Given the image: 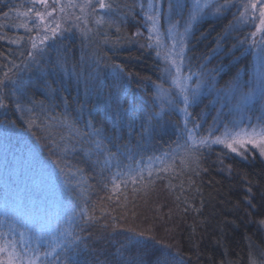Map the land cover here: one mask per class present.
Here are the masks:
<instances>
[{
  "label": "trees",
  "instance_id": "obj_1",
  "mask_svg": "<svg viewBox=\"0 0 264 264\" xmlns=\"http://www.w3.org/2000/svg\"><path fill=\"white\" fill-rule=\"evenodd\" d=\"M137 1L139 0H105V3L111 5L108 9H100L95 2L83 12L78 8H71L69 17L61 27L64 30L63 37L57 36L50 40L51 48L42 58L40 69L44 70L43 75L51 82L52 87L57 89L56 98L52 103L58 106L55 111L49 109V112L59 116L67 108L72 116H75L80 111L79 105L83 103V114L79 121L81 130L91 114L95 127L100 128L101 133L108 135L109 139L113 128L118 130L116 143L122 146L118 150L115 146L107 145L106 141L103 142L108 151L116 153L115 156H109L103 147L97 151L93 143L85 142L78 145L79 150L75 156L69 157L74 169L80 170L76 174V181L80 184L78 190L83 193L81 202L87 201V212L95 219L84 226L77 214L72 221V227L80 225L76 234L85 238L83 243L71 252L60 249L54 257L61 258L64 264H70L67 259L69 256L71 261H79V264H105L113 259L116 249L126 244L129 229H135L137 232H146L165 245H170L172 252L177 254L176 260L183 259L184 264H251L250 253L257 262L264 260V256L260 255L264 252V229L248 223L250 217L244 214L246 205L241 201L243 193L240 191L246 186L241 183L245 177L252 184L264 187V158L254 152L255 159L249 158L247 162L228 157L223 158L221 164L222 150L212 148L203 151L198 169L191 165L199 172V175H195L187 165L180 163L175 154L176 145L184 142L185 124L179 115L165 112L159 117H154L147 123L158 122L155 131L151 135L147 132L143 137L140 135L141 124L146 115L155 113L153 82L158 83L161 80L162 65L154 47H141L148 43V35L144 31L145 16ZM220 1L221 4L225 3V0ZM169 2L175 3L176 0H163V15L169 9ZM179 2L188 5L184 8L186 14L191 7L190 0ZM241 3L242 0H232V6L225 9L222 15L207 17L197 25L189 47V55L193 57L192 69L201 70V62L196 55L207 56L213 52L224 27L230 21L237 31L223 42L225 51L236 43L233 36L238 35L243 39L255 30L254 27L237 24L233 20L234 16H239L240 11H243L236 6ZM10 9L12 11L9 16L4 17L3 12H9ZM17 10L21 13L27 11L23 0H0V36L5 37L0 39V65L7 64L5 57L17 64L28 61L27 51L30 50V44L27 40L35 31L27 33L24 28L19 27L26 18L17 16ZM101 18L104 23H98ZM34 20L35 17L30 16L29 27ZM136 32L141 35L134 36ZM21 36L25 39L19 44L11 43L13 40H19ZM117 39L121 41L120 44L115 43ZM22 52L23 56L20 55ZM212 54L210 63L215 65V68L223 69L219 75L220 83L231 80L239 71L240 78L248 81L251 78L249 84L252 85L255 73L251 69L254 58H257L254 48L240 57L238 63H232V57H225L223 51ZM235 55L240 56V52L237 51ZM57 58L60 60L61 70H51L49 61ZM97 64L102 70L99 82L101 90L97 95L95 86L90 84L91 93L86 95L84 80L89 73L96 70ZM112 64H122L129 71L138 74L125 85L126 92L121 97L124 102L119 119H114L116 113L113 111H108L105 115V105L108 101L105 76L107 75L110 82ZM6 70V67H0V76ZM39 74L36 64H32L31 72L23 73L26 81L29 75L35 80ZM29 95L36 101H45L46 105L49 103L40 88L32 89ZM5 102L10 105L12 103L8 100ZM206 105L199 103L193 106V119L189 122L191 127H194V120L199 121L198 108L204 112ZM29 118L28 114L21 115L11 106L0 109V130L10 126L16 129L17 136L20 134L25 138L28 134L42 152L43 159L39 158L41 162L49 165L56 159L50 152L49 145L52 139L59 143V135L49 138V133H55L57 130L47 127L44 117L39 116L32 117L35 119V126L30 132L24 133L22 129L27 127L25 121ZM9 121L14 124L8 125ZM129 125L133 127L132 132L128 131ZM64 131L59 130L60 134ZM0 140H5L2 131ZM10 140L17 145L16 136L10 137ZM28 147L31 148L29 144ZM169 149L173 151L170 152ZM156 160L161 164L155 163ZM149 163L160 168L155 169L151 177L145 168ZM229 165L232 167L231 173L227 171ZM114 177H117L115 182ZM55 185L61 197V204L73 212L74 207L63 179ZM196 189H200L202 194H197ZM253 191L255 192L256 188H253ZM185 198L190 206L197 209L201 208L203 200L201 213L190 210L184 214L182 209L185 206ZM229 200L232 203H228ZM29 201L23 198L25 204ZM237 202H240V211H229ZM4 207L0 197V209L4 210ZM75 211L78 213L79 209ZM225 219L234 223L222 224ZM251 219L258 220L259 216H253ZM62 221V228L69 227L68 218ZM221 227L224 229L223 235L219 230ZM2 229L4 232L8 230L0 227V231ZM10 235L12 239L16 236ZM48 248L49 246L46 250ZM123 251L124 255L128 256L135 253L136 249L129 251L125 248ZM2 257L0 255V258Z\"/></svg>",
  "mask_w": 264,
  "mask_h": 264
},
{
  "label": "snow or ice",
  "instance_id": "obj_2",
  "mask_svg": "<svg viewBox=\"0 0 264 264\" xmlns=\"http://www.w3.org/2000/svg\"><path fill=\"white\" fill-rule=\"evenodd\" d=\"M32 6L27 8V11L21 13L17 10V16H22L25 22L19 27L24 28L27 33L35 31V35L28 37L27 42L30 44V50L27 51V62L17 64L11 60L7 61L6 65H0V67H6V71L0 76V109H7L9 106L19 111L21 115L28 114L30 117L25 121L27 127L22 129V132H30L35 126V118L39 116L44 117V121L47 127L57 130L55 133L50 132L49 138L54 135H59V143L55 139H52V143L49 145V150L52 152L56 159L49 165H45L41 162L36 152L24 144L22 149L21 166H25L27 170L39 177L40 183L51 194V203L45 200V203L40 207H36L34 204H25L18 198L9 202L5 201V207L3 216L0 217V224L7 226V231H0V240L3 243L0 244V255L4 258H0V264H37V260H40L39 246L40 242L44 240L45 236L49 233H54L50 237V244L54 245L53 252L57 248L64 250L65 252H71L73 249H78L83 243L84 237L76 234V230L80 225L72 227L73 219L79 215L84 226L89 225L94 221V217L90 216L87 212V201L83 200V193L79 191V181H76V174L79 173V169H74L70 156H75L79 150L78 145L85 142L93 143L100 151L103 147L108 151L107 146L103 142H107V145H112L118 148L122 147L116 143L117 129L114 127L111 134V139L106 134L101 133V129L95 127L94 118L89 115V118L84 122V128L81 130L79 127V121L82 118L84 104L79 105L80 111L75 115L68 111L67 108L64 112L55 116L49 112V109L55 111L58 105L52 103L56 98L57 89L52 87L51 82L47 80V77L43 75L40 65L43 63V56L47 53L51 45L50 40H53L57 36L63 37L64 30L61 28V24L55 20L53 14L59 11L61 14L65 12L67 8H79L81 12L85 8H91L93 6V0H86L84 4L73 3L69 0L67 5L61 4L60 0H52L49 4V0H30ZM96 4L100 9L111 8L110 4L105 3V0H96ZM39 6H43L44 11L35 10ZM140 8L144 12L145 19L151 24L148 28L149 36L146 38L148 43L141 47L147 48H160V32L157 28V24L162 15V0H148L147 10L143 0H140ZM232 6V0H225L224 4L216 5L213 15L219 16L223 14L225 9ZM238 8H242L239 16H234L233 20L237 24H244L248 27H254L255 30L249 32L243 39L238 35L232 38L236 40V43L225 51L223 42L228 40L232 36L233 32L237 29L233 22L230 21L228 25L224 27L223 34L218 38L216 48L213 50L214 54L224 52L225 57H232V63H238L240 57H242L251 48L257 49V68L256 76L252 86L248 88V91H243V88L247 86L250 81H242L239 71L236 76L233 77L222 88H215V84L218 82L217 77L221 75L223 69L215 68L211 70H205L203 66L201 70L196 73L189 72L188 75L183 74V68L186 60V48L188 43V37L194 23H198L203 19L205 9L212 7V0H207L206 3H201V0H193L191 7L189 8L187 19L184 21L183 32L178 30L180 21L172 22L171 16H169V26L165 31V36L170 40V44L166 46L164 51V68L162 69V76L159 83L153 82L155 88L154 101L159 102L160 112L149 113L144 118L141 124V133L143 137L147 132L151 135L157 124H148L154 119L159 117L164 112L165 108L169 112H182L188 119H193L191 113L188 111L190 107L197 105L200 102L202 95V88H208L209 93L214 90L215 96L210 103L215 106L219 104L217 109V115L213 118L212 125L207 129V134L203 136L194 137V132L198 130L202 125L198 121L194 122L193 129L187 128L188 119L184 124V142L183 144H177L175 148V154L180 159L181 164H185L189 167L190 171H194L195 175H199L198 171H195L191 165H195V168H199L200 157L203 151L213 146H222V158L220 163L223 164V158H239L242 162H247L249 158L255 159L254 152H258L261 158H264V0H246V2L236 5ZM187 4H182L179 0L175 3H168V8L174 15H181L180 11ZM49 8L51 10H49ZM3 12L4 17H8L10 12ZM30 16H34L35 20L32 21V26L29 27ZM258 21V23H257ZM98 23H104V20L98 21ZM118 31V29H117ZM134 36H140V32L133 34ZM0 39L5 37L0 36ZM25 38L21 36L19 40H13L11 43L19 44ZM116 44H120L121 41L117 39ZM239 51L240 56H236L235 53ZM21 56L24 55L22 52ZM157 56H160L159 51L156 52ZM40 59H37V58ZM207 59H210L208 57ZM32 64L37 65V70L40 72L33 80L29 75L27 81L24 79L23 73L31 72ZM51 70H61L59 58L50 60ZM10 65V67H8ZM111 80L108 81L107 75L105 76V83L108 88V101L105 105V115L108 111L116 113L114 119H119L121 113V105L124 102L121 97L126 92V83L135 79L138 74L129 71L122 64L110 65ZM100 66L97 64L96 70L88 74L85 78V93L90 95L91 88L89 85L95 86V91L99 95L100 87ZM51 74V71H49ZM196 78L194 86H190L188 81ZM165 83L169 84V87H165ZM34 88H40L45 99L49 102L47 105L45 101H36L29 93ZM176 90V94L173 95L172 89ZM126 99V98H125ZM11 101V105L5 101ZM233 101H235L233 103ZM66 103V98L64 99ZM259 103L260 107L257 108L256 104ZM30 105V106H26ZM182 105V107H181ZM227 109V112H225ZM126 111V110H125ZM249 112H255L256 115H247ZM225 116H231L232 119L225 123ZM255 119V123L253 120ZM14 124L13 121H9L8 125ZM221 125L223 130L221 131ZM64 129L63 134H60L59 130ZM5 134V139L10 140V137H17V144L21 143L24 139L23 135L17 136L15 128L5 126L2 130ZM129 132L133 131L132 125H129ZM216 132H220L216 135ZM97 139H93V138ZM122 138V137H121ZM63 145V147H61ZM251 146V147H250ZM24 150L27 151V160L23 159ZM172 152V149H169ZM234 154V156H233ZM109 156H115L116 153L108 151ZM167 171V169H164ZM207 171V169H203ZM227 171L231 173V165L227 166ZM151 177V173H149ZM63 179L64 185L68 189V197L72 201L74 211L68 216L69 227L62 228V216L61 209L63 205L59 203V199L55 196V184L60 179ZM117 177H114V182ZM74 181H76L74 183ZM194 183V182H191ZM241 183L246 185L240 191L243 193L241 201L246 205L243 209L244 214L249 216V224H255L258 228L264 229V187L259 184H252L246 177L241 180ZM118 187V185H117ZM256 188V191H253ZM184 188L181 185V191ZM197 194H202L200 189H196ZM180 197H177V201ZM185 206L182 209L184 214H187L190 210L196 213H201L203 208V200H201V208L197 209L190 206L187 203V198L183 201ZM228 203H232L231 200ZM75 209H79L77 213ZM231 212L240 211V202H237ZM253 216H259V219H251ZM55 222V227L53 223ZM222 224L234 223V221L223 220ZM221 234L223 235L224 229L221 227ZM19 234L20 241H24L26 238L34 239L36 246L33 249L27 247L18 250V241L15 239L9 240L7 237L10 234ZM127 235V242L121 248H118L113 253V259L106 261L105 264H184L183 259L176 260L175 253L172 252L170 245H165L162 241H157L153 236L148 235L144 231L137 232L135 229H129ZM131 251L135 248V253L125 256L123 249ZM11 249V251H9ZM45 257L51 255V253H45ZM264 256V252L260 253ZM70 264H79V261H71V257H67ZM251 264H264V260L257 262V260L251 257ZM42 264V261H41ZM57 264H59V257H57Z\"/></svg>",
  "mask_w": 264,
  "mask_h": 264
},
{
  "label": "rangeland",
  "instance_id": "obj_3",
  "mask_svg": "<svg viewBox=\"0 0 264 264\" xmlns=\"http://www.w3.org/2000/svg\"><path fill=\"white\" fill-rule=\"evenodd\" d=\"M25 3V6L28 8L31 5L30 0H23ZM144 2V6H145V11L147 10V2L148 0H143ZM184 1V0H183ZM61 4L63 5H67L69 3V0H60ZM73 3L76 4H84L86 2V0H72ZM96 2V0H93V4ZM207 0H201V3H206ZM245 0H242V3H244ZM52 3V0H49V4ZM163 3V0H162ZM193 3V0H190V5ZM138 6L140 5V0L137 1ZM221 1L220 0H212V7H207L205 9V15L203 17V19L207 18V17H214L216 15H213L212 13H214L215 10V6L216 5H220ZM140 8V6H139ZM71 8H67L65 9V12L63 14L60 13L59 11V7L57 8V11L53 14L54 18L56 21H58L61 24V27H63V23L66 21V19L69 17V11ZM79 9V8H78ZM35 10H39V11H44L43 6H39L38 8H36ZM49 10H51L49 8ZM181 12V15L177 16L174 15L171 10H167V12L163 15V10L161 8V12L162 15L159 19V22L157 24V28L159 29L160 32V40H161V47L160 48H155L156 52L159 51L161 53L160 56H158L159 60L161 61V65H162V69L164 68V51L166 50V46L168 44H170V40L166 38L165 36V31L169 26V16H171L172 22H176V21H180L179 25H178V30L180 32H183L184 29V21L187 19L188 16V11H186L187 13L184 14V9L183 10H177ZM144 15V12H143ZM145 18V17H144ZM201 19L198 23H194L192 25V29L190 31V35L188 37V43H187V48H186V60H185V66L183 68V74L184 75H188L189 72L192 73H196L199 72L198 69H192L191 68V61L193 59V57L191 55H189V47H190V42L192 39V36L197 28V25L203 20ZM146 21V25L144 28V31L146 32V35L149 36V32H148V28L151 27V24L145 19ZM258 23V21H257ZM35 35V34H34ZM255 52H257V49H255ZM213 52H210L207 56L206 54H197L196 57L199 58L200 62H201V67L203 66V68L205 70H211V69H215V65H212L210 63V60L213 57ZM208 57H210V59H207ZM256 68H257V58H254L253 60V64H252V72L255 73L254 75V80H255V76H256ZM242 81H248V79H243L241 78ZM217 83L215 84V88H222L226 85V82L224 83H220V76L217 77ZM230 81V80H229ZM160 82V81H159ZM158 82V83H159ZM190 86H194L196 83V78L193 77L192 80L188 81ZM251 84H248L247 86H245L243 88V91H248V88L251 87ZM165 87H169L168 83H165ZM153 93V96L155 94ZM173 95L176 94V90L173 88L172 89ZM215 96V91L212 90L209 93V89L208 88H202V95L200 97V102L199 103H203L204 105L207 104L206 106V111H202L201 109H199V113L197 114V119H199V123L202 125V127H200L198 130H196L194 132V137H198V136H203L207 134V129L209 128L210 125H212L213 123V118L216 117L217 115V109H219L220 105L216 104L215 106H213L210 102L213 101ZM153 102L155 105V113L156 112H160V107H159V102L158 101H154V97H153ZM235 101H233L234 103ZM198 103V104H199ZM182 107V105H181ZM200 107V106H199ZM203 107V106H202ZM201 107V108H202ZM203 107V110H204ZM256 107L259 108L260 105L257 102ZM193 107H190L188 109V111L191 113V117H193ZM175 113L177 115H179V117L181 118L182 122L184 123L186 119L184 114L182 112H169L167 110V108H165L163 113ZM225 112H227V109H225ZM161 113V115L163 114ZM247 115H252L253 117H255L256 113L255 112H249L247 113ZM232 119L231 116H225L224 120L225 123L228 122V120ZM190 119H188V123H187V127L189 129H193V127L190 126L189 124ZM253 122L255 123V119L253 120ZM223 130V126L221 125V131ZM216 135H219L220 132H216ZM20 135V134H19ZM29 144L30 147L36 152V154L38 155V157L40 159H43V155L41 154V150L38 148V146L32 141V138L27 134V136L23 139V141L21 142V144H17L15 145L14 142H12V140H0V197L3 199V204L5 205V201L6 199L9 200V202H11L13 199L18 198L19 200L23 201V198L25 197L26 199H29L30 201L28 202V204H34L37 208L40 207L42 204L45 203V200H48V203H51V194L48 193L46 191V189L42 186V184L40 183L39 177L35 176L33 173H31L29 170H27V168L25 166H21V162H22V157H21V152L22 149H24V144ZM251 147V146H250ZM216 149L218 148L219 151L222 150V146H213L210 148L205 149L206 151L210 150V149ZM234 155V154H233ZM23 159L26 161L27 160V151L24 150V156ZM43 163V162H42ZM155 163L157 164H161L158 163L157 160L155 161ZM45 165H48V163H44ZM157 166H154L152 163H149V165H146V169H147V173H154L155 169H160V168H156ZM164 169V168H163ZM162 170V169H161ZM160 170V171H161ZM55 196L59 199V203L60 202V195L58 193V189L57 186L55 185ZM4 210L0 209V217L3 216ZM72 214L71 211H68L67 207L63 206V208L61 209V216L62 219L65 220L68 218V216H70ZM0 227H3L5 229H7L6 225H1ZM53 227H55V222L53 223ZM1 231H4L3 229ZM16 236H14L13 239H15L16 241H18V250L22 249V248H29L30 250L35 248L36 246V242L34 239H28L26 238L24 241H20V237L18 232L15 233ZM54 235V233H49L45 236L44 240L40 242V246H39V253H40V260H37V264H57V257H54V255L57 253L58 250H60V248H57L55 252H53V247L54 245L50 244V237ZM9 240H12L11 235H9L7 237ZM3 243V240H0V244ZM48 250H46V247H48ZM53 246V247H52ZM9 251H11V249H9ZM45 253H51V255H48L47 257H45ZM4 258V257H2ZM59 264H64V261L59 258Z\"/></svg>",
  "mask_w": 264,
  "mask_h": 264
}]
</instances>
